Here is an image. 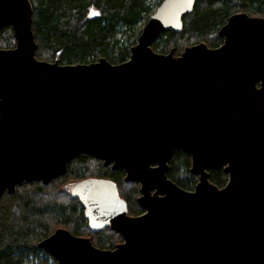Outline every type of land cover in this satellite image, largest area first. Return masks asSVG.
<instances>
[{"label": "water", "instance_id": "obj_1", "mask_svg": "<svg viewBox=\"0 0 264 264\" xmlns=\"http://www.w3.org/2000/svg\"><path fill=\"white\" fill-rule=\"evenodd\" d=\"M195 3L163 0L123 63L61 65L35 58L30 1L0 0V31L15 40L0 49V198L65 176L79 155L139 186L131 216L110 179L70 184L89 230L122 242L100 249L58 228L37 244L57 264H264V18L232 14L216 48L154 51ZM176 151L190 158L191 191L167 178Z\"/></svg>", "mask_w": 264, "mask_h": 264}, {"label": "trees", "instance_id": "obj_2", "mask_svg": "<svg viewBox=\"0 0 264 264\" xmlns=\"http://www.w3.org/2000/svg\"><path fill=\"white\" fill-rule=\"evenodd\" d=\"M32 6V32L39 61L61 65L88 64L105 58L111 64L129 59L144 23L163 0H29ZM244 12L264 18V0H196L194 10L182 20L180 32L167 31L152 45L158 53L203 42L209 48L222 44L217 32L234 13ZM10 28L0 31V49L14 48ZM190 158L174 152L168 163L167 178L186 191L193 190L197 178L189 172ZM217 188L227 182L222 170L208 171ZM122 170L112 171L102 162L79 155L67 167L65 176L47 185L24 183L13 194L0 198V264H57L38 248L40 240L58 228L91 239L100 249H114L122 237L106 228L93 233L83 208L69 194L70 184L88 178L113 181L127 204L128 215L141 213L137 204L139 186L124 181Z\"/></svg>", "mask_w": 264, "mask_h": 264}]
</instances>
